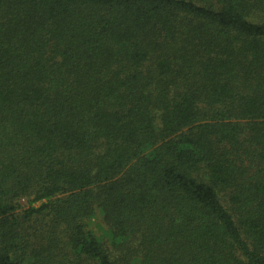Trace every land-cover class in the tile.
Wrapping results in <instances>:
<instances>
[{"label": "trees", "instance_id": "16d2710c", "mask_svg": "<svg viewBox=\"0 0 264 264\" xmlns=\"http://www.w3.org/2000/svg\"><path fill=\"white\" fill-rule=\"evenodd\" d=\"M0 264H264V0H0Z\"/></svg>", "mask_w": 264, "mask_h": 264}, {"label": "rangeland", "instance_id": "374dc122", "mask_svg": "<svg viewBox=\"0 0 264 264\" xmlns=\"http://www.w3.org/2000/svg\"><path fill=\"white\" fill-rule=\"evenodd\" d=\"M23 205H25V203H23Z\"/></svg>", "mask_w": 264, "mask_h": 264}]
</instances>
